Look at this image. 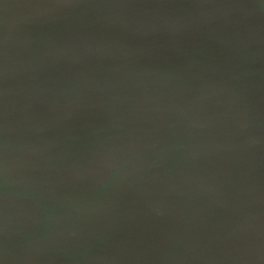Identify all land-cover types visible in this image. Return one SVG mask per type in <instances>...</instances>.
<instances>
[{"label":"water","instance_id":"1","mask_svg":"<svg viewBox=\"0 0 264 264\" xmlns=\"http://www.w3.org/2000/svg\"><path fill=\"white\" fill-rule=\"evenodd\" d=\"M0 264H264V0H0Z\"/></svg>","mask_w":264,"mask_h":264}]
</instances>
